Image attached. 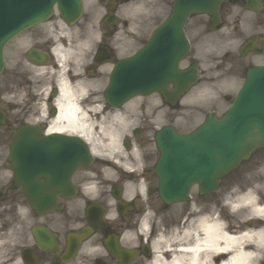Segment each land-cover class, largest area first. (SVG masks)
<instances>
[{
  "label": "flooded vegetation",
  "instance_id": "1",
  "mask_svg": "<svg viewBox=\"0 0 264 264\" xmlns=\"http://www.w3.org/2000/svg\"><path fill=\"white\" fill-rule=\"evenodd\" d=\"M81 1L83 11H113L117 14L119 11L130 9L147 13L134 21L136 30L125 32L124 36L119 38L122 39L121 42L115 41L118 38L113 36L118 24V20L115 19L107 31L109 35L105 39L102 37L99 44L95 43L93 45L90 52L89 70H85L83 75L81 71L66 74L67 80L73 83L82 82V78L86 83H90L85 89L84 95L80 97V104L84 108L88 107L89 110L97 96L95 82L100 78L103 70V64H97L94 58L98 48H103L109 61L115 59L118 53L124 55L132 53L144 44L150 32V27L157 22L155 18L159 16L161 11L171 9V4L169 0ZM257 1L259 2V8L252 12L251 21L255 28L259 27L260 29L251 33L250 37L254 39L255 50L262 52L264 50V0ZM231 6L243 10V8H246V0H226L220 10L221 23L226 15L225 12L228 10V13H230ZM53 10H57L55 5ZM194 19L195 23L204 24V26L208 25L209 22V17L206 15L189 17L185 24V31L190 46ZM34 32H37V30H31L25 37L22 35L9 44L8 49L6 48L9 59H14L24 54V52L26 54L24 45L28 40L33 43L34 47L48 52L49 59L53 60L54 52L51 50L55 49L54 42L57 38L50 41L47 37L42 36L45 39L42 40V45H39L37 41L39 36H35ZM13 63L10 70L4 71L1 76L3 83L0 84V108L5 114V124H0V160L3 159L4 150L6 151L7 141L10 143L16 136H19L14 130L23 125L31 126L34 130L28 133L27 136L39 137L43 133H48L45 130L56 122L55 117L57 115L55 76L47 74L49 71L47 70V75L45 74L43 77V85L32 79L34 83H28L23 91L20 89L19 80L23 63L20 60L13 61ZM168 88H173V85L169 83ZM153 96L158 99L152 100V96H149L146 100H140V103H138L139 108L144 110L145 103L152 114L154 103H161L163 107L170 108L173 112L179 107L177 100L170 105V103L161 99L158 94ZM13 100H16L17 103L15 104ZM150 113L143 115L124 138L126 141L125 152L127 153L125 154L124 163L131 168L130 172L118 173L115 178L111 179L99 178L98 190L94 196L86 194L83 190L84 183L89 178L86 175L89 171L80 170L72 176V181L76 186V196L72 199L59 198L60 211L37 216L28 207L21 189L12 179L5 180L0 184V264H120L119 260L113 258L106 247L101 245L107 235H116L119 238L121 247H136L139 250V247H142L143 244L150 246L152 239L161 233L167 234L171 230V226L174 225L173 222H152L148 224L147 232L144 235L140 232V234L133 236L132 243L123 240L125 233L136 231L139 223L145 220L144 207L152 208L151 215L153 216H157L160 209L161 201L156 193L155 177L152 171L155 154L151 146L157 127L155 120L158 121L160 115H150ZM175 117V113L168 116L167 123H173ZM70 133L67 132V135H74ZM131 144L135 149L137 148L136 155L131 153ZM93 163V171L95 170L96 173H93L94 176H102L100 175V165H103V161L96 157ZM1 166L4 167L5 164L3 163ZM140 187H143V196L139 193ZM117 194L119 198L114 200L113 198ZM120 201L132 203L134 205L133 210L124 216L115 213L116 205ZM88 205L94 206L90 214L92 218L96 219L95 223L102 224L96 229L88 222L86 213ZM163 215H166V212ZM34 226L46 228L50 234L54 235L58 247L56 245L45 247L36 244L33 238ZM83 228H90L91 235L77 243L76 247H68L72 249V252L67 251L66 253V235L71 232H80ZM140 252L143 256H138L130 264H148L144 252L141 249Z\"/></svg>",
  "mask_w": 264,
  "mask_h": 264
},
{
  "label": "bare ground",
  "instance_id": "2",
  "mask_svg": "<svg viewBox=\"0 0 264 264\" xmlns=\"http://www.w3.org/2000/svg\"><path fill=\"white\" fill-rule=\"evenodd\" d=\"M236 37H232L234 40ZM89 40V39H86ZM230 40V42L232 41ZM234 40L230 44H220L218 46L221 52L229 51V46L236 45ZM41 69V68H38ZM59 116L60 121L65 122L63 125L55 126L57 130L68 129L70 131L78 130L84 137L91 142V136L88 134V129L91 124L85 126L83 121L76 124V104L72 100V95L68 92L64 83H61V98L59 99ZM92 126V125H91ZM49 130H52L51 128ZM110 144L114 142L110 138ZM95 151V146L93 145ZM260 165L263 169L256 171L249 176L250 182L257 184L264 183V162ZM230 184V186H232ZM237 193L233 189L230 195ZM258 194L261 198V190L255 185L251 186L245 193L233 202V205L246 204L247 208L236 210L235 213H241L242 216L256 215L257 218L241 223L243 228L240 232L234 231V226L224 223L222 218L218 215L212 217L211 209L200 207L192 216L187 228L183 232V240L186 242L185 246L172 247L171 253L168 251L161 252L159 247L156 248L155 264H259V260L263 258L260 251L264 244V231L254 230L261 223L260 219L264 218V202L260 203L257 198ZM236 198V199H237ZM234 205V206H236ZM212 207L217 208V203H213ZM234 210V209H233ZM193 213V214H194ZM234 222V220H233ZM258 246V247H257ZM168 250V248H167ZM168 257L165 258V254ZM260 256V258H259ZM164 259V260H162Z\"/></svg>",
  "mask_w": 264,
  "mask_h": 264
},
{
  "label": "water",
  "instance_id": "3",
  "mask_svg": "<svg viewBox=\"0 0 264 264\" xmlns=\"http://www.w3.org/2000/svg\"><path fill=\"white\" fill-rule=\"evenodd\" d=\"M187 2H190L189 0ZM211 0H204V3H209ZM182 5L184 6L183 9L185 8L187 10H192L193 12L202 10V11H210V9H207V6L204 5H198L195 2L192 4L186 3L185 0H183ZM178 12H183V10L178 11ZM179 14V13H178ZM180 38L181 33H180ZM165 38V37H164ZM161 39V42L164 43L165 40ZM176 43L179 42V39H176ZM167 62V59H164ZM164 61V62H165ZM170 61V59H169ZM161 62L162 59H161ZM163 62V63H164ZM158 63H160V60H158ZM256 74V75H255ZM257 78L259 81H264V71H253L249 74L248 80L250 78ZM176 82H182V77H177ZM258 85L257 83L250 84L245 92L243 93L242 97L239 99L237 106L234 108V110L229 113L225 120L223 122L217 123L215 128H209V130H206L207 134H203L202 136L197 133V135H191L190 137H187L184 139L181 145L186 144L188 141H190L189 145L186 147L190 149V152H192L194 158H197V163L193 167L195 169L196 174L200 173V165L198 166V161L201 160V158H206L208 156V172L209 175L212 174V172L215 170L216 167L214 165L218 166V169H216L214 176L211 178V176L208 177L209 183H207V187H202V190H211L215 186V178L220 175L222 172L229 170L233 168L237 162L239 161L240 158L245 157L250 150L264 142V136H258L255 133L258 127L256 124L250 121H245L243 123L239 122V117L244 115V110L246 108V104L248 101H250L252 95H253V90L256 89V86ZM169 133L166 132L164 135H160L157 137V144L161 146L164 150L163 152V157L162 160H165L167 162L170 161L168 164V167H172V157L174 158H180V157H175L176 152L178 149H183L181 145H179L178 139H175L174 137H167ZM207 135V139L205 140V137ZM193 140V141H191ZM66 142V139H63V142ZM50 141H44L43 144L41 145L40 148V155H44L47 157V161L50 164H55V170H52V175L49 174L48 170L42 169L39 170L40 174L46 175L47 173L49 174L48 180L51 183V186H61L64 185L65 179L67 175L70 173V171L78 166V165H85L86 163L89 162L90 156L88 154V148L86 145L81 142L76 140L75 141V148H79V154L77 155L75 161H67L65 157L62 155L64 154V150L62 149L63 144L62 140L59 143V146L56 148L51 149L49 147ZM233 144V147L231 145ZM67 145V144H65ZM67 146L72 147V142L68 144ZM192 148V149H191ZM230 149H232L230 151ZM78 151V150H77ZM237 151V153H235ZM69 155L72 156L71 150L69 151ZM13 153L16 154L17 157L19 158H24L29 155V156H34V153L30 150H18L16 152L12 151ZM50 156V157H49ZM53 156L54 159H51ZM25 159V158H24ZM11 160V159H10ZM21 160V163H28L29 160ZM159 162V168L165 170V165L162 162ZM175 163L173 162V165ZM176 165V164H175ZM178 168L180 165H176ZM198 166V169H197ZM180 169L177 170V172ZM24 173V170L18 171V174ZM184 175V172H182ZM196 176L192 178V180H185L184 183H189L190 181L196 180ZM200 180V179H198ZM34 190L33 193L37 195V198L45 199L48 200L50 197L48 194H41L40 188L37 190L36 186H33ZM179 190L178 195L180 197L183 196L187 189V185H184V187L176 188ZM176 195L173 193H170L168 196H166L168 199L172 198L174 199ZM49 205V201H41L37 203V206L43 208Z\"/></svg>",
  "mask_w": 264,
  "mask_h": 264
},
{
  "label": "rangeland",
  "instance_id": "4",
  "mask_svg": "<svg viewBox=\"0 0 264 264\" xmlns=\"http://www.w3.org/2000/svg\"><path fill=\"white\" fill-rule=\"evenodd\" d=\"M205 39H206V37H201L198 40V39H196V36L193 38L194 47L196 48V53L195 54H196V57H197V55L199 56L198 61L200 63V67L202 69V77L201 78L203 80L205 79V77H209V74H210L209 70H211V68L209 69V67L210 66L212 67V63L213 64L216 63V61H211L212 58H211V60H209L210 57L208 56V53H205V51L210 48L209 46H205ZM212 53L215 55L216 54L215 50L212 49ZM215 57H216V55H215ZM228 62L230 64L231 69L229 68L230 69L229 73L225 74L224 82L220 81L219 84H218V86L221 89H225V90L231 89V87L234 85V81L238 80V74H240L242 76L243 74H246L247 71L249 70V69H246L244 71V69L246 68L247 64L245 62H243L241 64V62L234 56H229L228 57ZM239 84H240V81L238 80L237 86H239ZM203 89H205V87ZM201 91L200 90L197 91L195 93V95H194V99H196V100L193 101V105H199V108H197L198 111H193L194 113L192 114L193 118H192V121H191V124H192L191 127H195V125H197L203 119V117L205 115V112H207V111H211L213 109V110H215L217 115H220L225 110V108L227 106V103H228L224 99L215 98L213 100V102L215 104L218 102L217 106L211 105V104H207L205 107H204V105L200 106V104H198L199 102H204L202 100H205L207 98H212L213 95H214L213 92H211L209 90L205 91V92H201ZM229 91H231V90H229ZM234 91H232L229 95H232L234 93ZM96 141L97 140H94V142H96ZM263 154H264V149L261 150V152L256 153L253 156H251V158L249 160H247L245 163H243L239 167V169L236 170L234 173H232L231 175H228L227 177H225L222 180L221 185L219 186V189L215 192V194L199 198V197H196V193H195V189H194L192 194H191L192 196L190 198V202L188 204H179V205H177L176 206V211L183 212V210L185 209L186 212L184 214L186 215V217L184 216V219H185L184 221H186V219L188 221L190 218H192V216L195 215V214H193V212L192 213L190 212L189 204L192 201H194V202H199L200 201L201 204H206L207 205V206H205V207H207L205 209H211V211L214 212V214L212 213V216H216V215L219 214V216H221L223 218V221L225 223H227L228 220H230L232 212H231V209H230L229 206H224V205L228 204V201H230V200L232 201L233 198L235 199L236 197L241 195L244 191L240 192L239 194H236L235 196L229 197L230 196L229 195L230 191L226 192V189L230 186V184H232L231 182H233V181L237 182L235 184V186H234L237 189H244V188H246L248 186H251L249 175L255 173L256 170H254L253 168H254L256 163H258V162H260L262 160L261 158L260 159H258V158H259V156H262ZM255 161H256V163H255ZM5 175H7V173H5V172L0 173V178L3 179L5 177ZM234 177H237L238 180L235 179ZM261 195H262L261 198L258 196V200H260L259 201L260 203H263L264 202V193H262ZM213 200H219V201H213ZM231 201H230V204L233 203ZM212 202H216V203L218 202L217 203L218 207L217 208L212 207V205H213ZM236 207H238V206H236ZM180 216H181V214L178 213L177 214V219H179ZM252 217H257V216L248 215L247 217L242 218V216L239 217V215H237L235 217V220H236L235 222L238 223V219L239 220L248 219V218L250 219ZM238 224H239L238 227L235 228V230H234L237 233H238V231H240L239 229H243L240 226V223H238ZM254 230H262V231H264V222H261L258 225V227L254 228Z\"/></svg>",
  "mask_w": 264,
  "mask_h": 264
}]
</instances>
